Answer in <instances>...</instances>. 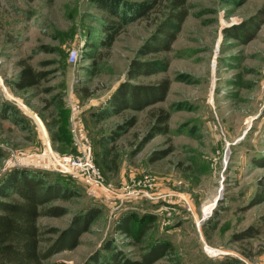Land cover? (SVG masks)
Here are the masks:
<instances>
[{
	"label": "rangeland",
	"instance_id": "374dc122",
	"mask_svg": "<svg viewBox=\"0 0 264 264\" xmlns=\"http://www.w3.org/2000/svg\"><path fill=\"white\" fill-rule=\"evenodd\" d=\"M146 1L0 0V186L23 171L68 183L70 198L55 202L68 214L40 217L43 227L99 212L53 263L84 264L109 244L139 261L166 242L154 264H264V0H188L170 51L139 56L169 11L139 16ZM243 26L248 40L230 35ZM135 59L167 66L131 82L168 79L165 99L96 120ZM23 62L46 77L18 90ZM160 110L166 132L140 148ZM126 216L129 234L118 229Z\"/></svg>",
	"mask_w": 264,
	"mask_h": 264
},
{
	"label": "trees",
	"instance_id": "16d2710c",
	"mask_svg": "<svg viewBox=\"0 0 264 264\" xmlns=\"http://www.w3.org/2000/svg\"><path fill=\"white\" fill-rule=\"evenodd\" d=\"M159 4H166L169 9L166 20L153 39L140 49L139 56L170 51L171 44L189 14L188 0H149L140 6L142 8L139 10V16H143ZM241 28L238 35L231 32L230 35L239 37L240 34L248 40L251 36L248 26ZM121 30L120 21L105 25L104 38L100 40L99 46L108 49ZM20 64L21 70L14 83L18 90L37 86L46 77L44 72L34 70L26 62ZM166 68L167 66L164 65L160 70ZM160 70L156 62L154 64L149 61L132 60L126 72L128 81L119 85L106 104L94 114L96 120L102 121L123 111L139 112L163 101L171 83L168 79L149 85L131 83L132 80L151 76ZM159 112L150 132L141 141L140 148L155 134L166 132L165 125L169 115L163 110ZM135 122L136 117L129 116L117 126L116 134L133 127ZM164 156L165 152H162L153 156V160ZM72 193L73 190L68 183L58 180L49 182L39 175L30 176L24 171L13 173L6 183L0 186V264H66L53 263L50 259L59 252L74 249L79 243L80 233L87 231L89 222L99 212L92 209L86 214L75 215L66 230L40 226L38 219L40 217H61L68 214L66 207L57 205L55 202L69 199ZM131 220L129 216L121 219L118 229L129 234ZM169 248L171 246L168 243L157 242L150 247L149 252L141 256L139 261H131L121 251L113 248L112 244H109L105 249L106 253L98 252L84 264H154Z\"/></svg>",
	"mask_w": 264,
	"mask_h": 264
},
{
	"label": "built area",
	"instance_id": "2783aa9c",
	"mask_svg": "<svg viewBox=\"0 0 264 264\" xmlns=\"http://www.w3.org/2000/svg\"><path fill=\"white\" fill-rule=\"evenodd\" d=\"M72 57L75 58V53H72Z\"/></svg>",
	"mask_w": 264,
	"mask_h": 264
}]
</instances>
